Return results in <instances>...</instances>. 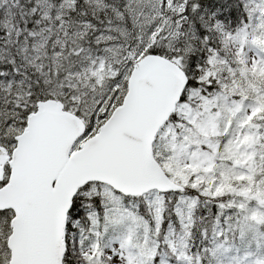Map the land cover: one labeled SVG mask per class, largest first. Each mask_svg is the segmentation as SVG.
Returning a JSON list of instances; mask_svg holds the SVG:
<instances>
[{
  "label": "snow or ice",
  "instance_id": "snow-or-ice-1",
  "mask_svg": "<svg viewBox=\"0 0 264 264\" xmlns=\"http://www.w3.org/2000/svg\"><path fill=\"white\" fill-rule=\"evenodd\" d=\"M0 264H264V0H0Z\"/></svg>",
  "mask_w": 264,
  "mask_h": 264
}]
</instances>
